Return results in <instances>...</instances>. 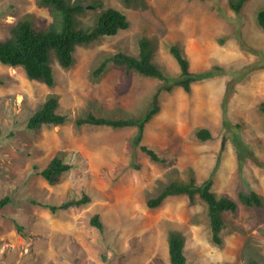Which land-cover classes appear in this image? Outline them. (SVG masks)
Instances as JSON below:
<instances>
[{
    "label": "rangeland",
    "instance_id": "rangeland-1",
    "mask_svg": "<svg viewBox=\"0 0 264 264\" xmlns=\"http://www.w3.org/2000/svg\"><path fill=\"white\" fill-rule=\"evenodd\" d=\"M102 1L125 12L130 27L78 46L70 68L54 58V86L0 62V199L13 198L0 207V264H171V230L186 235L188 264H246L248 256L264 262V207L241 205L238 214H226L224 242L216 245L201 201L171 196L157 208L147 205L175 168L183 178L192 170L199 180L213 177L216 191L236 198L241 188L264 196V29L257 22L264 0H248L239 13L229 0ZM95 11L83 21H93ZM27 14L47 24L57 17L38 0H0V39ZM144 35L157 39L156 60L172 73L179 65L168 45L177 42L201 75L191 92L164 93L161 112L146 126L144 143L166 163L132 148L136 127L75 124L87 112L128 117L147 110L157 78L133 73L123 90L121 67L109 64L98 81L91 75L104 54H137ZM50 91L72 118L28 128ZM201 127L212 137L198 138ZM59 150L75 165L51 184L40 171ZM84 193L92 197L84 205L57 212L43 205ZM95 214L103 230L91 223Z\"/></svg>",
    "mask_w": 264,
    "mask_h": 264
},
{
    "label": "trees",
    "instance_id": "trees-1",
    "mask_svg": "<svg viewBox=\"0 0 264 264\" xmlns=\"http://www.w3.org/2000/svg\"><path fill=\"white\" fill-rule=\"evenodd\" d=\"M248 0H229V5L235 12H240ZM128 5H145L144 0H125ZM42 6L49 7L57 14L55 21L47 24L32 14L25 15L11 28L10 35L0 39V62L10 66H23L27 75L32 79L45 82L49 87L56 83L53 69V59L64 68H70L76 63L75 52L80 45L91 44L102 37L113 36L130 27L131 21L127 14L116 7H104L102 0H38ZM90 4V5H89ZM92 8V9H90ZM99 8V11H95ZM94 10L93 21L84 22L82 16L87 11ZM257 22L264 29V7L257 13ZM158 41L155 37L142 36L139 39L137 54L123 50L104 54L99 64L93 68L91 75L98 81L105 74L108 65L114 64L123 68V79L120 88L129 86L133 73L157 78L160 83L153 93L151 103L142 114H132L128 117L116 115H96L87 112L75 117V124L81 127L84 124L106 125L112 128L136 127L132 137V148L139 147L152 161L166 163L167 157L156 149L144 143L146 126L163 108L162 95L171 93L177 87L191 92L193 84L201 77L194 72L191 59L184 46L177 42L169 43L168 49L177 60L179 73L174 74L156 60ZM219 69V66H215ZM214 68V69H215ZM60 95L50 91L39 108L29 119L27 127L35 129L44 124L62 125L72 118L70 111L60 112ZM264 110V101L261 103ZM1 132V128H0ZM196 135L202 140L212 137L211 129L201 127ZM64 150H59L50 162L40 171L51 184L61 182L64 173L69 171L75 163L64 158ZM174 178L164 184L158 192L147 199L150 208L161 206L171 196H185L195 204L201 201L205 207V214L209 218L212 240L216 245L224 242L223 230L227 226L226 214H238L241 205L250 207H264V196L255 189L241 188L238 198L227 192H218L214 189V179L209 177L199 180L192 170L188 178L179 176L178 168L174 169ZM91 195L84 193L81 196L68 197L59 204L43 203L53 212L60 209L84 205L90 202ZM10 195L0 199V207L12 202ZM91 223L99 229H104L99 214L91 218ZM21 230L23 226L17 224ZM171 264H188L185 253L186 235L180 230H171L168 236ZM246 264H264L259 259L248 256Z\"/></svg>",
    "mask_w": 264,
    "mask_h": 264
},
{
    "label": "bare ground",
    "instance_id": "bare-ground-1",
    "mask_svg": "<svg viewBox=\"0 0 264 264\" xmlns=\"http://www.w3.org/2000/svg\"><path fill=\"white\" fill-rule=\"evenodd\" d=\"M231 251V250H230Z\"/></svg>",
    "mask_w": 264,
    "mask_h": 264
}]
</instances>
